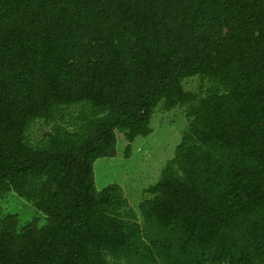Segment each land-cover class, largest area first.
Segmentation results:
<instances>
[{"label":"trees","instance_id":"obj_1","mask_svg":"<svg viewBox=\"0 0 264 264\" xmlns=\"http://www.w3.org/2000/svg\"><path fill=\"white\" fill-rule=\"evenodd\" d=\"M160 104L189 126L139 218L94 165ZM10 192L46 223L1 218L0 264H264V0H0Z\"/></svg>","mask_w":264,"mask_h":264},{"label":"rangeland","instance_id":"obj_2","mask_svg":"<svg viewBox=\"0 0 264 264\" xmlns=\"http://www.w3.org/2000/svg\"><path fill=\"white\" fill-rule=\"evenodd\" d=\"M202 86L199 77L188 78L184 82L185 89L192 92H198ZM208 86L209 83L205 82L204 88ZM186 109L177 107L166 111L160 104L152 118L153 132L147 137H138L130 145L124 134L118 133L116 157L99 159L94 165L97 189L100 191L110 184L120 185L129 209L140 218L139 205L150 197L147 189L158 181L167 163L175 157L176 148L188 129ZM52 128L53 124L37 121L28 132L30 141L38 143ZM9 214L18 217L21 227L34 220H38L40 226L46 223V217L34 205L12 192L0 197V219Z\"/></svg>","mask_w":264,"mask_h":264}]
</instances>
